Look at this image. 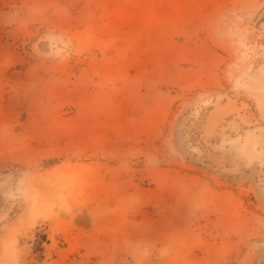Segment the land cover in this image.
Segmentation results:
<instances>
[{
	"label": "rangeland",
	"instance_id": "obj_1",
	"mask_svg": "<svg viewBox=\"0 0 264 264\" xmlns=\"http://www.w3.org/2000/svg\"><path fill=\"white\" fill-rule=\"evenodd\" d=\"M0 264H264V0H0Z\"/></svg>",
	"mask_w": 264,
	"mask_h": 264
},
{
	"label": "bare ground",
	"instance_id": "obj_2",
	"mask_svg": "<svg viewBox=\"0 0 264 264\" xmlns=\"http://www.w3.org/2000/svg\"><path fill=\"white\" fill-rule=\"evenodd\" d=\"M239 23V22H238ZM223 24V23H222ZM226 29V28H225ZM226 32V31H225Z\"/></svg>",
	"mask_w": 264,
	"mask_h": 264
}]
</instances>
